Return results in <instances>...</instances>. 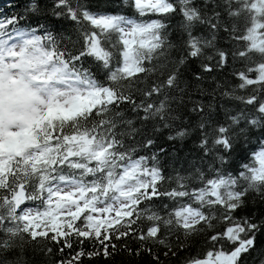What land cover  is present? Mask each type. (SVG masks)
<instances>
[{
  "label": "snow or ice",
  "instance_id": "obj_1",
  "mask_svg": "<svg viewBox=\"0 0 264 264\" xmlns=\"http://www.w3.org/2000/svg\"><path fill=\"white\" fill-rule=\"evenodd\" d=\"M125 3L138 18L107 0L0 18V264H264V0ZM149 123L195 135L207 170L140 155Z\"/></svg>",
  "mask_w": 264,
  "mask_h": 264
},
{
  "label": "trees",
  "instance_id": "obj_2",
  "mask_svg": "<svg viewBox=\"0 0 264 264\" xmlns=\"http://www.w3.org/2000/svg\"><path fill=\"white\" fill-rule=\"evenodd\" d=\"M97 0H92V3H96ZM99 2L103 3L104 0H99ZM25 0H0V18L10 17L15 12L23 10V4ZM197 6H203L204 0H195ZM108 8L112 11H120L121 14L126 16H132L138 18V14L135 13L134 9L130 4H126L125 0H107ZM211 7V5L209 6ZM155 18V17H152ZM179 19V17H177ZM57 27H62V25L58 22ZM70 27V26H69ZM203 29H198V32H202ZM218 46L226 47L227 43L224 36H221L218 41ZM200 60L193 59L188 65V71L191 72L192 68L199 67ZM239 66V65H237ZM232 69L231 67H227L224 69H217L213 76L216 79V82L220 83L224 87L221 88L220 91L227 90L234 83H237L234 77L230 76ZM213 76H206L204 87L208 89L210 92L212 88H215V83L213 82ZM209 85L211 87H209ZM243 94V93H241ZM216 100L212 101V97H201L199 94L193 92L191 99L192 100H202L205 105L209 102H215L217 104L220 103L219 92L216 94ZM187 99V97H186ZM231 106V105H229ZM192 105L188 104V108H191ZM140 125L137 124V127ZM146 129L151 134V137L155 140V146L150 148L147 152H140V155H152L153 153H158L160 148H164L167 150L166 153H159L160 160L164 164L165 167V175L175 176L176 172H180L181 175H187L189 171L194 170L195 167L201 166V162L203 161L205 170H207V164L211 161V157H205L203 151L198 147L199 141L196 139L195 135H191L185 137L183 140L175 139L168 140L169 135H175L176 129H164L161 128L159 132L152 134V126L151 123L146 125ZM139 139V138H138ZM175 153V155H173ZM235 156V154H234ZM164 188H168V182L165 181ZM199 246H194L192 249V255H197L200 252ZM127 258L125 257V260ZM138 264H146V259L144 261H139ZM102 260V258H101ZM121 257H117L116 261L119 264ZM260 264V260L257 257L256 253H253L252 256L248 257V264ZM95 264V262H94Z\"/></svg>",
  "mask_w": 264,
  "mask_h": 264
},
{
  "label": "rangeland",
  "instance_id": "obj_3",
  "mask_svg": "<svg viewBox=\"0 0 264 264\" xmlns=\"http://www.w3.org/2000/svg\"><path fill=\"white\" fill-rule=\"evenodd\" d=\"M15 75L19 76L20 74L16 73ZM32 75H33L32 73H27V72L25 73V77L29 79L31 78Z\"/></svg>",
  "mask_w": 264,
  "mask_h": 264
}]
</instances>
